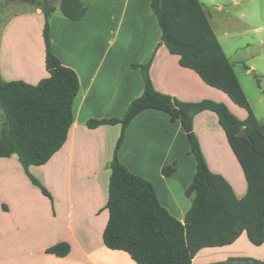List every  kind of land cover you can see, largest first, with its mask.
<instances>
[{
	"label": "crops",
	"instance_id": "1",
	"mask_svg": "<svg viewBox=\"0 0 264 264\" xmlns=\"http://www.w3.org/2000/svg\"><path fill=\"white\" fill-rule=\"evenodd\" d=\"M200 1L222 9V1L238 4L241 0ZM82 2L87 11L80 19H69L59 8L49 19L52 50L80 81L65 143L46 163L27 169L15 152L0 158V264H137L128 253L107 248L103 240L109 219L111 162L122 126H88L92 119L122 118L143 94L144 77L137 65L151 60L150 77L160 93L182 102H223L238 118L248 116L225 92L208 85L170 53L161 42L152 0ZM44 24L42 10L30 8L16 11L0 25L4 80L37 84L49 75ZM193 123L208 167L226 178L242 198L247 181L217 114L204 110ZM118 158L131 172L149 180L160 203L184 221L195 197L186 191L197 161L179 120L172 121L158 109L142 111L128 125ZM167 165L176 167L169 176L163 174ZM60 243L69 245L68 254L47 252ZM229 258L264 260V243L254 245L243 233L230 245L200 250L193 264Z\"/></svg>",
	"mask_w": 264,
	"mask_h": 264
},
{
	"label": "trees",
	"instance_id": "2",
	"mask_svg": "<svg viewBox=\"0 0 264 264\" xmlns=\"http://www.w3.org/2000/svg\"><path fill=\"white\" fill-rule=\"evenodd\" d=\"M11 1L32 3L42 10L45 18L43 36L49 75L37 84L7 81L0 75V158L15 152L27 169L46 163L65 143L80 88L76 71L62 64L52 50L49 19L59 8L69 19L78 20L86 13L87 6L82 0ZM152 8L162 30L161 42L170 53L178 55L180 64L194 70L208 85L225 92L235 104L247 110L248 116L238 118L223 102L210 99L182 102L160 93L150 77L151 60L137 65L142 70L145 88L131 102L125 115L88 121L89 127L122 126L111 162L104 244L109 249L128 253L137 264H193L200 250L230 245L243 233L254 245H262L264 123L253 112L234 64L211 25L207 6L200 0H152ZM150 108L164 111L172 121L181 122L197 161L196 173L186 191L188 195L195 193V197L184 221L175 218L160 203L149 180L131 172L118 158L128 125ZM204 110L217 114L243 169L247 192L242 198L237 197L226 178L210 170L204 158L193 125L194 116ZM175 171V165L163 168L166 176ZM69 251L67 243L47 250L57 256H65ZM210 264H264V260L229 258Z\"/></svg>",
	"mask_w": 264,
	"mask_h": 264
},
{
	"label": "rangeland",
	"instance_id": "3",
	"mask_svg": "<svg viewBox=\"0 0 264 264\" xmlns=\"http://www.w3.org/2000/svg\"><path fill=\"white\" fill-rule=\"evenodd\" d=\"M1 1L0 25L18 10L35 8L32 3ZM222 4V9L206 4L211 25L234 62L256 117L264 123V0H241L238 4L222 1Z\"/></svg>",
	"mask_w": 264,
	"mask_h": 264
}]
</instances>
